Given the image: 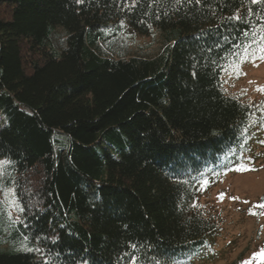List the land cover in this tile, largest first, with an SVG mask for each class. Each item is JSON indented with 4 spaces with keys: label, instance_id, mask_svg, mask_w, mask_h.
Instances as JSON below:
<instances>
[{
    "label": "trees",
    "instance_id": "obj_1",
    "mask_svg": "<svg viewBox=\"0 0 264 264\" xmlns=\"http://www.w3.org/2000/svg\"><path fill=\"white\" fill-rule=\"evenodd\" d=\"M262 52L264 0H0V264L218 257L197 197L264 156L223 75Z\"/></svg>",
    "mask_w": 264,
    "mask_h": 264
},
{
    "label": "rangeland",
    "instance_id": "obj_2",
    "mask_svg": "<svg viewBox=\"0 0 264 264\" xmlns=\"http://www.w3.org/2000/svg\"><path fill=\"white\" fill-rule=\"evenodd\" d=\"M127 49L150 44V38L130 37L125 40ZM145 49V51H147ZM228 95L242 102L257 105L264 98V52L249 56L240 65L229 67L223 75ZM262 168L256 172L230 174L213 188L197 197V205L221 224L217 251L218 257H195L186 264H230L239 257L242 264H264V156L255 161ZM4 163L0 162V200L9 207L12 188L2 179ZM217 252V253H218ZM185 264V263H184Z\"/></svg>",
    "mask_w": 264,
    "mask_h": 264
}]
</instances>
